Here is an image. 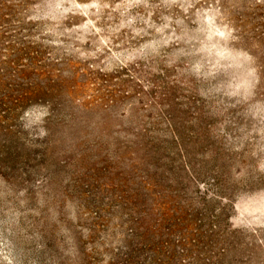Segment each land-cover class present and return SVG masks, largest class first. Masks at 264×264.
<instances>
[{
    "label": "rangeland",
    "instance_id": "rangeland-1",
    "mask_svg": "<svg viewBox=\"0 0 264 264\" xmlns=\"http://www.w3.org/2000/svg\"><path fill=\"white\" fill-rule=\"evenodd\" d=\"M0 264H264V0H0Z\"/></svg>",
    "mask_w": 264,
    "mask_h": 264
},
{
    "label": "trees",
    "instance_id": "trees-1",
    "mask_svg": "<svg viewBox=\"0 0 264 264\" xmlns=\"http://www.w3.org/2000/svg\"><path fill=\"white\" fill-rule=\"evenodd\" d=\"M48 10H49L48 12L55 13V12H53V7L49 8ZM2 109L4 110L5 108H2ZM173 133H174L176 140L179 141L181 139V135H179L176 131H174Z\"/></svg>",
    "mask_w": 264,
    "mask_h": 264
}]
</instances>
